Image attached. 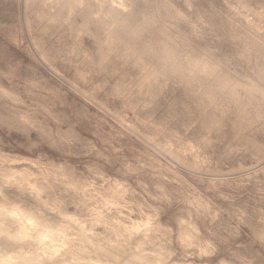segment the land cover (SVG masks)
I'll return each instance as SVG.
<instances>
[{
    "label": "rangeland",
    "instance_id": "374dc122",
    "mask_svg": "<svg viewBox=\"0 0 264 264\" xmlns=\"http://www.w3.org/2000/svg\"><path fill=\"white\" fill-rule=\"evenodd\" d=\"M124 257L264 264V0H0V259Z\"/></svg>",
    "mask_w": 264,
    "mask_h": 264
},
{
    "label": "bare ground",
    "instance_id": "6f19581e",
    "mask_svg": "<svg viewBox=\"0 0 264 264\" xmlns=\"http://www.w3.org/2000/svg\"><path fill=\"white\" fill-rule=\"evenodd\" d=\"M111 49V48H110ZM132 53H133V51H132ZM92 62V61H91ZM135 62H136V64L138 65V66H143L142 65V61L140 60V59H138V58H135ZM260 71V70H259ZM261 72V71H260ZM142 86H143V84H141ZM141 87V86H140ZM14 214V213H13ZM26 217H28V216H26ZM14 217L12 216V221H14L15 219H13ZM16 220H17V222L20 224V228H21V230L23 231V237H25V238H29V240H34V236H32V233H31V231H30V229H32L33 228V226L32 225H28V224H31L32 222H31V220H29V219H27V218H24V216H19V217H16ZM35 228V227H34ZM45 235H48L47 233L45 234ZM49 239H50V244H52V245H54L55 244V239H54V237L52 236V235H49ZM28 240V239H27ZM29 240H28V242H29ZM31 242V241H30ZM30 244V243H29ZM113 255L115 256V257H117V259H118V254L117 253H113ZM119 261L121 262V264H128L129 263V261H128V259L126 258V257H124V259H122V258H120L119 259ZM0 264H3L2 263V260L0 259ZM141 264H144V263H141Z\"/></svg>",
    "mask_w": 264,
    "mask_h": 264
}]
</instances>
